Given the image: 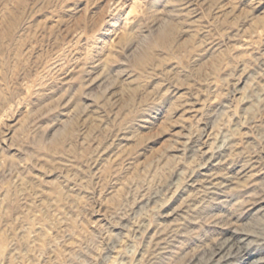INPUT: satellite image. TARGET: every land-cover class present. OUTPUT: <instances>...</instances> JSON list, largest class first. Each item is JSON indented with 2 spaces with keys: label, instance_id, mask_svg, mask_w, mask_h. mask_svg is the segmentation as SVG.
Wrapping results in <instances>:
<instances>
[{
  "label": "rangeland",
  "instance_id": "1",
  "mask_svg": "<svg viewBox=\"0 0 264 264\" xmlns=\"http://www.w3.org/2000/svg\"><path fill=\"white\" fill-rule=\"evenodd\" d=\"M0 35V264H264V0H1Z\"/></svg>",
  "mask_w": 264,
  "mask_h": 264
},
{
  "label": "bare ground",
  "instance_id": "2",
  "mask_svg": "<svg viewBox=\"0 0 264 264\" xmlns=\"http://www.w3.org/2000/svg\"><path fill=\"white\" fill-rule=\"evenodd\" d=\"M0 3H1V0H0ZM18 3V2H17ZM17 7V6H16ZM6 37H9V35L8 36H6ZM0 38H1V35H0ZM230 248H228V250L226 251V254L224 255V257H228V256H230V255H232V253L233 252H237V251H239L240 250V247L239 246H229ZM218 262H220V260H218L217 261V263Z\"/></svg>",
  "mask_w": 264,
  "mask_h": 264
}]
</instances>
